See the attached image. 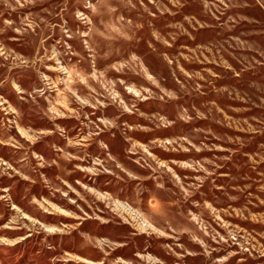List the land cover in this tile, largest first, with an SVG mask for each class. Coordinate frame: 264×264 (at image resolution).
<instances>
[{
    "label": "rangeland",
    "instance_id": "rangeland-1",
    "mask_svg": "<svg viewBox=\"0 0 264 264\" xmlns=\"http://www.w3.org/2000/svg\"><path fill=\"white\" fill-rule=\"evenodd\" d=\"M0 264H264V0H0Z\"/></svg>",
    "mask_w": 264,
    "mask_h": 264
}]
</instances>
